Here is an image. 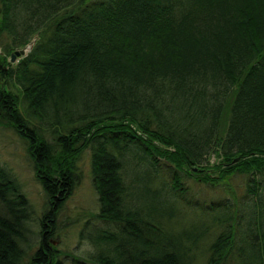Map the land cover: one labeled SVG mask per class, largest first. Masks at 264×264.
I'll return each instance as SVG.
<instances>
[{
	"label": "trees",
	"instance_id": "obj_1",
	"mask_svg": "<svg viewBox=\"0 0 264 264\" xmlns=\"http://www.w3.org/2000/svg\"><path fill=\"white\" fill-rule=\"evenodd\" d=\"M0 46V126L50 205L31 253L29 200L0 162V264H264V0H0ZM85 150L94 251L68 263L48 228ZM182 173L223 196L184 210Z\"/></svg>",
	"mask_w": 264,
	"mask_h": 264
},
{
	"label": "rangeland",
	"instance_id": "obj_2",
	"mask_svg": "<svg viewBox=\"0 0 264 264\" xmlns=\"http://www.w3.org/2000/svg\"><path fill=\"white\" fill-rule=\"evenodd\" d=\"M0 53L3 55L9 54L5 53L2 46H0ZM8 60L10 63L12 62L11 56ZM19 60L20 58L12 62V64H17ZM90 160L91 152L90 150H85L78 161L79 169L82 170V176L74 190L64 201L63 205L60 206L56 214L54 227L48 228L53 231L54 237L51 241L56 253L60 254L59 257L68 263L73 261L75 257L84 259L90 252L94 251L93 245L87 240H82L80 237V232L86 221L90 219L91 224H94V222L98 223L97 220L93 218L99 211V201L98 194L92 181ZM218 160L217 154H213L210 158V164L213 165L217 163ZM0 162L13 174L20 184L22 192L29 200L31 210L29 228L31 232L28 234V240L32 243L31 253H33L40 246V230H42L41 220L46 211L50 208V205L48 203V196L42 184L37 179L38 176L33 160L28 153L26 142L13 130V128L0 126ZM203 168L205 172L210 169V167ZM204 170L202 169L199 172L192 170V172L194 175H198L201 173L204 174ZM137 175L139 176V180L142 181V183H140V188L137 189L138 194L145 195V186L147 185L145 181H148L149 174L137 173ZM182 176L184 186L188 188L186 195H188V199L192 200L188 203L187 200L184 199L182 203V208L184 210H190L196 207V200L210 201L211 199L223 196L222 190L210 189L201 182H198L194 178L195 176L192 177L185 173H182ZM233 181L236 188L240 190L244 188V179L242 177H237L233 179ZM139 201L144 205L145 211H151L149 206L152 202V197H150L148 201L146 196H141ZM190 214L189 216H192L191 219H193L195 215H198L197 211ZM191 219L182 217L180 222L186 224ZM199 264H205V262H201L200 260Z\"/></svg>",
	"mask_w": 264,
	"mask_h": 264
},
{
	"label": "water",
	"instance_id": "obj_3",
	"mask_svg": "<svg viewBox=\"0 0 264 264\" xmlns=\"http://www.w3.org/2000/svg\"><path fill=\"white\" fill-rule=\"evenodd\" d=\"M35 40H33L31 43H29L26 47L24 48H19L16 49L12 54H11V61L15 62L18 58H21L23 56H26L28 54V52H30V50L32 49V46L34 44ZM239 158H237L236 160H238ZM198 168H194V171H197Z\"/></svg>",
	"mask_w": 264,
	"mask_h": 264
}]
</instances>
